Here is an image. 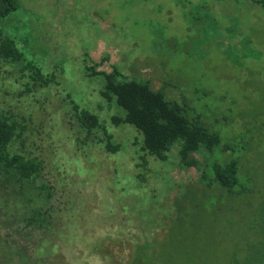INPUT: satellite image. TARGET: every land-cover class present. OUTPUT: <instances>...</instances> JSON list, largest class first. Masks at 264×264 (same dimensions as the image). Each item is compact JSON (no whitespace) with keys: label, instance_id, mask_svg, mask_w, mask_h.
<instances>
[{"label":"rangeland","instance_id":"rangeland-1","mask_svg":"<svg viewBox=\"0 0 264 264\" xmlns=\"http://www.w3.org/2000/svg\"><path fill=\"white\" fill-rule=\"evenodd\" d=\"M0 34L24 54L20 63L0 58V115L20 134L10 152L42 161L35 185L47 187L22 188L0 174V264H110L93 251L100 240L128 242L152 230L170 250L185 247L175 250L178 263L227 264L234 250L260 244L258 205L203 195L197 171L180 169L175 156L138 166L130 145L138 133L111 124L104 80L87 77L84 57L92 66L107 55L98 71L116 66L168 101L203 104L205 126L222 141L239 131L264 142V9L232 0H20L0 19ZM27 63L51 81H33ZM70 98L127 146L111 154L103 130L80 129ZM186 193L196 196L179 221L172 214ZM141 207L143 223L133 213Z\"/></svg>","mask_w":264,"mask_h":264},{"label":"trees","instance_id":"trees-1","mask_svg":"<svg viewBox=\"0 0 264 264\" xmlns=\"http://www.w3.org/2000/svg\"><path fill=\"white\" fill-rule=\"evenodd\" d=\"M232 1L237 4L251 3L264 9V0ZM19 9L20 0H0V19L10 17ZM236 23L237 20L232 19L225 29L232 32ZM0 58L11 63H20L24 61V54L15 40L4 38L0 34ZM107 59L106 55L103 61ZM103 61L90 66L92 61L86 54L84 65L87 77H101L104 80L101 96L115 109L110 118L111 124L119 130L128 125L137 131L138 134H134L130 145L142 161L138 165L140 168L145 170L148 156L155 161L157 159L166 162L167 165L170 158L175 156L176 166L180 169L187 171L194 168L197 171L199 183L206 188L197 189L203 195L206 196L208 190H211L216 196L226 193L228 200L232 202L244 200L250 206L258 205L264 221V142L259 137H248L238 131L235 132L233 140L222 141L218 133L205 126L209 123L201 114L203 104H198L199 109H193L185 103L181 105L176 101H168L162 92L151 88L150 82L131 78L116 66H113L110 73L98 71L103 66ZM25 70L32 73V80L35 82L47 84L51 81L32 63H27ZM71 106L73 117L80 129L88 135L103 130L105 148L109 153L117 154L127 146L129 140L121 141L111 135L94 112L83 109L72 99ZM120 110L124 112L123 116ZM18 138V126L0 115V174L4 181L13 182L22 188L36 186L38 179L44 174L45 165L36 158H28L20 153L12 154L10 146ZM212 154L215 157L210 156ZM36 188L40 191L47 190L45 185ZM193 196L196 194L186 193L178 198L177 213L172 215L179 221L186 220L183 214L188 211ZM133 213L142 222V207ZM36 214L37 212L31 216L30 222L35 221ZM260 233L262 241L259 245L250 247L245 253L234 250L227 264H264V230ZM160 239L155 230L149 236L142 233L128 242L122 238L107 237L100 240L93 251L103 259L108 257L110 264H189L177 262L181 254L175 250L185 251V247L177 246L170 250L171 246H167ZM183 240V244L188 241L186 238ZM164 249L170 251L165 252Z\"/></svg>","mask_w":264,"mask_h":264}]
</instances>
